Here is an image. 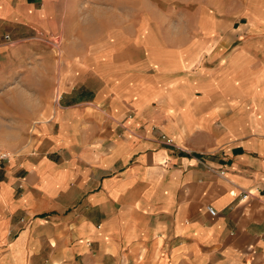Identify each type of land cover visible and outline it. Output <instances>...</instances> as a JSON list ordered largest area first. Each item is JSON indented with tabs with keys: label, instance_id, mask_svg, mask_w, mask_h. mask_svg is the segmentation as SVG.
Wrapping results in <instances>:
<instances>
[{
	"label": "crops",
	"instance_id": "obj_1",
	"mask_svg": "<svg viewBox=\"0 0 264 264\" xmlns=\"http://www.w3.org/2000/svg\"><path fill=\"white\" fill-rule=\"evenodd\" d=\"M153 1L0 0V264H264V0Z\"/></svg>",
	"mask_w": 264,
	"mask_h": 264
},
{
	"label": "rangeland",
	"instance_id": "obj_2",
	"mask_svg": "<svg viewBox=\"0 0 264 264\" xmlns=\"http://www.w3.org/2000/svg\"><path fill=\"white\" fill-rule=\"evenodd\" d=\"M154 2L153 0H151ZM156 2V1H155ZM170 2H172V6L179 9V11L188 10L189 11V0H161L160 4H156L158 7L166 8L171 6Z\"/></svg>",
	"mask_w": 264,
	"mask_h": 264
},
{
	"label": "built area",
	"instance_id": "obj_3",
	"mask_svg": "<svg viewBox=\"0 0 264 264\" xmlns=\"http://www.w3.org/2000/svg\"><path fill=\"white\" fill-rule=\"evenodd\" d=\"M9 158L10 156L7 154V152L0 150V163H7L9 161ZM205 210L209 216L213 217L215 215V212L211 207L208 206Z\"/></svg>",
	"mask_w": 264,
	"mask_h": 264
},
{
	"label": "bare ground",
	"instance_id": "obj_4",
	"mask_svg": "<svg viewBox=\"0 0 264 264\" xmlns=\"http://www.w3.org/2000/svg\"><path fill=\"white\" fill-rule=\"evenodd\" d=\"M8 154V153H7ZM9 155V154H8ZM10 156V155H9Z\"/></svg>",
	"mask_w": 264,
	"mask_h": 264
}]
</instances>
